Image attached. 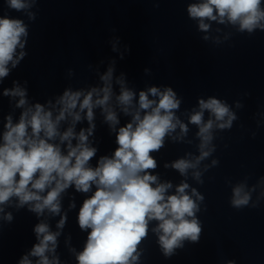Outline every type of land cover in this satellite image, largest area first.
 I'll use <instances>...</instances> for the list:
<instances>
[{
  "label": "clouds",
  "instance_id": "clouds-1",
  "mask_svg": "<svg viewBox=\"0 0 264 264\" xmlns=\"http://www.w3.org/2000/svg\"><path fill=\"white\" fill-rule=\"evenodd\" d=\"M262 2L264 0H201L189 4L187 12L190 18L198 21L201 31L209 30L207 20L238 25L239 31L252 33L257 28L264 30ZM6 3L15 11L31 7V0H6ZM25 36L27 28L22 20L0 16V79L9 75V63L15 68L25 56L23 51L16 56L17 48L24 47L22 37ZM112 71L109 68L101 77L104 81L101 89L93 88L86 94L66 90L57 101L61 108L54 118L52 111L40 103L25 108L15 124L8 116L3 143H0V204L16 197L19 206L28 204L37 215H42L45 209L56 215L60 213V196L70 186L74 185L78 192L83 193L90 192L95 186L77 217L81 230L90 229L83 251L76 256L78 264H135L139 259L137 246L147 236L150 221H157L153 232L158 235L165 256H171L176 248L182 247L184 240L198 242L201 233L200 222L195 215L199 205L192 196L199 200L203 197L195 189L189 195L186 191L189 185L185 182L176 186L174 194H168L172 184L160 183L158 177L149 171L157 167L151 153L163 147L165 137L177 126L182 133L188 131L187 125L175 115L181 101L170 87L163 91L157 87L140 91L138 108L132 111L136 94L122 86L116 100L132 120L119 127L116 134L118 147L113 155L101 157L95 168L89 165L97 151L88 144V136L95 127L92 123L93 109L101 107L110 126L119 124L116 112L109 105L113 95ZM118 82L123 85V81ZM94 94L96 99H93ZM3 95L20 97L16 104L18 108L27 104L26 90L18 85L5 89ZM149 95L158 99H150ZM77 106L80 111L74 112ZM85 110L90 125L88 129H82L78 134L73 126L63 133L59 131L60 122L67 116L72 117L74 125L81 120L80 112ZM205 111L209 113L207 121L204 120ZM235 119V113L226 102L213 97L200 99L199 110L189 118V122L199 129L200 155L195 160L178 159L171 167L182 176L189 169L197 168L213 150L208 146L214 126L231 128ZM57 137L61 144L67 142L66 154L59 144L50 143ZM73 139L77 141L75 146ZM193 175L199 180L201 174L197 171ZM250 200L251 193L245 191L244 185L233 188L232 207L243 208L249 205ZM65 219L61 218L58 228L63 227ZM34 230L39 243L33 246L30 255L39 258L37 264H54L45 253L54 251L59 233L51 232L46 223L37 224ZM20 264H31V261L25 256ZM228 264L234 262L229 261Z\"/></svg>",
  "mask_w": 264,
  "mask_h": 264
}]
</instances>
